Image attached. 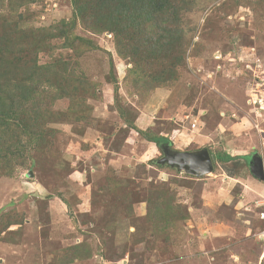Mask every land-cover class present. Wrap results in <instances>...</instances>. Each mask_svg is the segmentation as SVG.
I'll return each instance as SVG.
<instances>
[{"label": "rangeland", "instance_id": "obj_1", "mask_svg": "<svg viewBox=\"0 0 264 264\" xmlns=\"http://www.w3.org/2000/svg\"><path fill=\"white\" fill-rule=\"evenodd\" d=\"M169 4L156 49L124 58L108 32L51 37L69 0L0 10V37L50 48L17 76L0 68V264H264L250 166L264 174V0ZM25 76L41 82L31 97L10 85ZM165 146L237 159L196 177L162 163Z\"/></svg>", "mask_w": 264, "mask_h": 264}, {"label": "trees", "instance_id": "obj_2", "mask_svg": "<svg viewBox=\"0 0 264 264\" xmlns=\"http://www.w3.org/2000/svg\"><path fill=\"white\" fill-rule=\"evenodd\" d=\"M18 1L0 0V10L4 9L7 12H15L18 8ZM169 3L170 0H69L71 19L62 21L56 27V32L52 33L51 37L63 39L64 41H83L70 33L77 24H80L90 33L98 34L108 32L111 34L116 45V50H118L119 55L123 58L125 57L122 52L124 49L131 53H136L135 55H138L139 51L142 52L143 50L152 52L153 47L156 49L158 40V37L154 33L162 32L161 30L163 28L159 23L164 22L168 15H170ZM174 17L176 18L175 15ZM149 30L152 32H149ZM10 35L18 36V42L15 44L11 42L10 39L12 38ZM139 36L143 38L141 42L137 43L136 40ZM7 45L9 48L12 46L11 51L15 49V52H12L14 54L7 51L9 50ZM47 47L45 42L33 33L27 36L22 35L21 32L4 33L0 37V68L5 72L1 71L3 72L2 75L6 74L7 71H11V73L17 76L18 72L25 70L30 62L34 63L37 54L46 50ZM138 56H134V65H137V61H139L137 59L139 58ZM39 71L41 70L37 67L31 74L38 76ZM13 78L10 79V85L13 88L15 87L16 90L19 88L24 89L23 94L29 95L28 97L33 95V91H39L41 85L39 79L37 80L35 77L29 76H25L23 80H14ZM1 87L2 85H0ZM1 89H4V87ZM63 116L71 122L80 120L77 114H64ZM14 117L16 116L10 111L8 114H4V118L7 119ZM38 137L35 143L40 142V134H38ZM146 141L154 144L157 149H159L161 143H168L167 139L158 136H146ZM236 159V157H230L226 154L217 155L216 158L212 159V165H215L213 160H216L219 164H226L236 162ZM242 159L246 160L247 158L242 157ZM147 204L153 207L155 202L147 201ZM171 210L174 209L170 205L169 211ZM148 212H151V208L148 209ZM186 218L187 216L185 214L182 219L184 220Z\"/></svg>", "mask_w": 264, "mask_h": 264}, {"label": "water", "instance_id": "obj_3", "mask_svg": "<svg viewBox=\"0 0 264 264\" xmlns=\"http://www.w3.org/2000/svg\"><path fill=\"white\" fill-rule=\"evenodd\" d=\"M163 152L165 159L161 160L162 163H167L172 167L175 166L177 170H183L189 175L200 177L203 175H207L212 171L211 158L205 150H201L198 152L172 153L168 151V147L165 146L163 148ZM258 162H256V164L250 165L251 172L253 173L252 175L255 179L263 180L264 174L262 163L260 162V160Z\"/></svg>", "mask_w": 264, "mask_h": 264}, {"label": "built area", "instance_id": "obj_4", "mask_svg": "<svg viewBox=\"0 0 264 264\" xmlns=\"http://www.w3.org/2000/svg\"><path fill=\"white\" fill-rule=\"evenodd\" d=\"M263 206H264V202H263V204H262ZM258 219L260 220V221H264V208H263V211L262 212H260L259 214H258ZM259 238L261 239V240H259L261 243H262V245H263V243H264V231H262L260 234H259ZM264 259V254L263 253H261V255H260V262L262 261ZM259 262V263H260Z\"/></svg>", "mask_w": 264, "mask_h": 264}, {"label": "clouds", "instance_id": "obj_5", "mask_svg": "<svg viewBox=\"0 0 264 264\" xmlns=\"http://www.w3.org/2000/svg\"><path fill=\"white\" fill-rule=\"evenodd\" d=\"M262 222H264V221H262ZM260 242V241H259ZM263 253V252H262ZM264 254V253H263ZM261 263V262H260Z\"/></svg>", "mask_w": 264, "mask_h": 264}, {"label": "crops", "instance_id": "obj_6", "mask_svg": "<svg viewBox=\"0 0 264 264\" xmlns=\"http://www.w3.org/2000/svg\"><path fill=\"white\" fill-rule=\"evenodd\" d=\"M259 220V219H258ZM260 221V220H259ZM264 253V252H263ZM260 262V261H259Z\"/></svg>", "mask_w": 264, "mask_h": 264}]
</instances>
